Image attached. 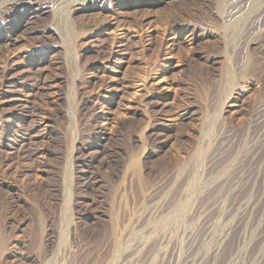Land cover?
Here are the masks:
<instances>
[{
  "label": "rangeland",
  "instance_id": "rangeland-1",
  "mask_svg": "<svg viewBox=\"0 0 264 264\" xmlns=\"http://www.w3.org/2000/svg\"><path fill=\"white\" fill-rule=\"evenodd\" d=\"M14 1L0 264H264V0Z\"/></svg>",
  "mask_w": 264,
  "mask_h": 264
},
{
  "label": "bare ground",
  "instance_id": "bare-ground-1",
  "mask_svg": "<svg viewBox=\"0 0 264 264\" xmlns=\"http://www.w3.org/2000/svg\"><path fill=\"white\" fill-rule=\"evenodd\" d=\"M35 1L36 0H15L14 3L16 4H19V5H23V6H26L27 10H28V13H31L34 12L36 9H34V5H35ZM241 2V1H240ZM259 10H256V12H253V9H249V16H254L255 13H258ZM235 14V13H234ZM255 18V17H254ZM263 24V23H262ZM10 36V35H9ZM6 39V38H5ZM15 41V40H14ZM261 171V170H260ZM255 172V171H254ZM259 174V173H258ZM235 187V186H234ZM258 187V186H257ZM256 190V189H255Z\"/></svg>",
  "mask_w": 264,
  "mask_h": 264
}]
</instances>
